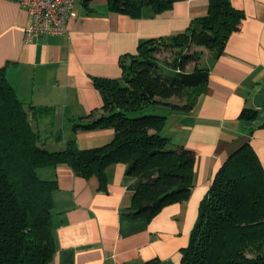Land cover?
Masks as SVG:
<instances>
[{
  "label": "crops",
  "instance_id": "0c3cea01",
  "mask_svg": "<svg viewBox=\"0 0 264 264\" xmlns=\"http://www.w3.org/2000/svg\"><path fill=\"white\" fill-rule=\"evenodd\" d=\"M229 2L243 18L216 58L208 49L201 54L200 64L209 69L206 81L158 103L170 146L195 154L188 196L150 218L128 217L123 212L137 186L153 180L152 170L130 177L124 163L110 164L100 188L97 176L78 175L66 164L47 168L44 174L57 181L49 264H181L200 202L228 155L248 142L264 169V0ZM207 3L175 0L161 12L146 5L133 16L111 11L106 0H78L65 33L26 40L27 12L16 0H0V68L27 108L40 144L56 151L71 139L80 150L110 143L112 128L75 126L101 112L93 79L119 78L120 61L136 53L139 41L183 33L205 15ZM243 109L257 114L242 117Z\"/></svg>",
  "mask_w": 264,
  "mask_h": 264
},
{
  "label": "trees",
  "instance_id": "16d2710c",
  "mask_svg": "<svg viewBox=\"0 0 264 264\" xmlns=\"http://www.w3.org/2000/svg\"><path fill=\"white\" fill-rule=\"evenodd\" d=\"M106 1L111 11L135 16L146 5L161 12L175 0ZM242 18V11L229 0H208L205 15L194 18L183 33L139 41L136 53L120 61L119 78L95 77L101 112L75 126L112 128L113 139L91 149H78L73 139L61 150L43 147L27 108L0 68V264H49L53 256L51 208L57 181L44 174L47 168L66 164L78 175L97 176L100 188L105 187L110 164L124 163L130 177L152 170L153 180L137 186L123 212L128 217L150 218L188 196L194 152L170 146L162 133L164 114L142 110L153 103H169L167 98L184 96L205 82L208 67L199 63L200 54L187 50L202 46L216 58ZM165 40L180 50L170 75L158 71L153 57L156 42ZM256 114L254 109L241 112L245 118ZM181 264H264V169L248 142L231 152L214 173Z\"/></svg>",
  "mask_w": 264,
  "mask_h": 264
},
{
  "label": "built area",
  "instance_id": "2783aa9c",
  "mask_svg": "<svg viewBox=\"0 0 264 264\" xmlns=\"http://www.w3.org/2000/svg\"><path fill=\"white\" fill-rule=\"evenodd\" d=\"M25 9L30 19L24 30V38L31 40L35 35L63 34L76 17L75 4L78 0H16Z\"/></svg>",
  "mask_w": 264,
  "mask_h": 264
},
{
  "label": "rangeland",
  "instance_id": "374dc122",
  "mask_svg": "<svg viewBox=\"0 0 264 264\" xmlns=\"http://www.w3.org/2000/svg\"><path fill=\"white\" fill-rule=\"evenodd\" d=\"M156 44H157V49L154 52L153 57L155 58L158 64V71L161 72L163 75H170L174 72V63L176 61L175 59L178 57V53L180 52V50L176 46L171 45L168 40H165L162 42L158 41L156 42ZM187 51L195 52L197 54H200V56L201 54L208 52V50L205 48L196 47L192 45ZM202 58H205V56L202 55ZM126 62H129V59H126ZM200 62H203V61H199V63ZM192 66H193V63H190L187 65L186 69L190 70ZM142 112L158 113V114L165 113L163 108L159 106L158 103H153V104L146 106L144 110H142ZM40 174L43 175L42 171Z\"/></svg>",
  "mask_w": 264,
  "mask_h": 264
}]
</instances>
